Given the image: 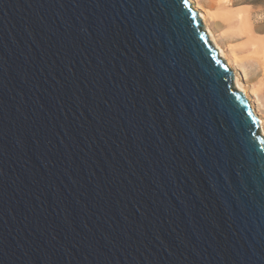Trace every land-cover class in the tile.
<instances>
[{"label":"water","instance_id":"water-1","mask_svg":"<svg viewBox=\"0 0 264 264\" xmlns=\"http://www.w3.org/2000/svg\"><path fill=\"white\" fill-rule=\"evenodd\" d=\"M0 264H264V128L190 0H0Z\"/></svg>","mask_w":264,"mask_h":264},{"label":"rangeland","instance_id":"rangeland-1","mask_svg":"<svg viewBox=\"0 0 264 264\" xmlns=\"http://www.w3.org/2000/svg\"><path fill=\"white\" fill-rule=\"evenodd\" d=\"M198 1L264 120V0Z\"/></svg>","mask_w":264,"mask_h":264},{"label":"bare ground","instance_id":"bare-ground-1","mask_svg":"<svg viewBox=\"0 0 264 264\" xmlns=\"http://www.w3.org/2000/svg\"><path fill=\"white\" fill-rule=\"evenodd\" d=\"M192 2V4L194 5V8L197 9L200 13V16L202 18L203 23L205 24L208 33L212 39V41L214 42L215 46L218 48L220 55L227 60L228 64L234 68V65H239L238 64V58L235 57V59L230 58V56H228L227 52L225 51V49L223 48V46L221 45V43L218 41V38L216 36V34L214 33V31L212 30V28L210 26H208V21H207V13L205 11V7L199 3L198 0H190ZM197 1V4L195 3ZM223 2L226 1V3H234V0H221ZM225 4V3H224ZM227 5V4H226ZM235 69V79L238 82V85L240 86V88L243 90V92H245V94L248 96L254 111L256 112V114L259 116L260 122L263 125L264 128V120L262 118V116L260 115V111H258V109L256 108L255 104H254V100L250 98V93L248 92V89L246 88V86L244 85V83L242 82L240 76L238 75V73L236 72V67Z\"/></svg>","mask_w":264,"mask_h":264}]
</instances>
